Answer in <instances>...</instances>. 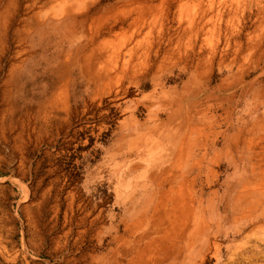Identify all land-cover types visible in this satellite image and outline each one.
Returning <instances> with one entry per match:
<instances>
[{"label":"rangeland","instance_id":"374dc122","mask_svg":"<svg viewBox=\"0 0 264 264\" xmlns=\"http://www.w3.org/2000/svg\"><path fill=\"white\" fill-rule=\"evenodd\" d=\"M0 264H264V0H0Z\"/></svg>","mask_w":264,"mask_h":264},{"label":"crops","instance_id":"0c3cea01","mask_svg":"<svg viewBox=\"0 0 264 264\" xmlns=\"http://www.w3.org/2000/svg\"><path fill=\"white\" fill-rule=\"evenodd\" d=\"M175 149H177L176 153L179 152V151H178V146H177V145L175 146ZM175 149L171 148V149L169 150V152H168L166 155H173ZM166 161H167V163H168V164H166V165H168V166H173V164L175 163L176 160H173V156H172V161H170V164H169V162H168L169 160H165V159H164V160H162L158 165H159V166H162L163 164H165ZM158 165H157V166H158ZM158 185H161V186H162V184H158ZM158 190H159V189H158Z\"/></svg>","mask_w":264,"mask_h":264}]
</instances>
